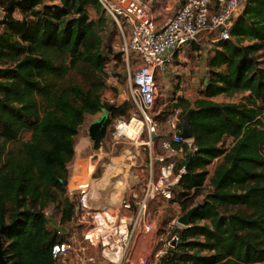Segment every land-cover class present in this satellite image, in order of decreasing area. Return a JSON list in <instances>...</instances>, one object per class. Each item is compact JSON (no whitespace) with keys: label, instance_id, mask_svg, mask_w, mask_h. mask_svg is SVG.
<instances>
[{"label":"trees","instance_id":"1","mask_svg":"<svg viewBox=\"0 0 264 264\" xmlns=\"http://www.w3.org/2000/svg\"><path fill=\"white\" fill-rule=\"evenodd\" d=\"M49 1L59 4L0 0V11L13 2L0 22V230L5 228L6 264H57L52 248L60 238L46 212L56 205L62 228L74 222L78 205L65 182L76 138L87 116L106 109L103 33L109 17L98 0ZM217 47L199 99L178 98L174 106L183 110L182 118L194 111L197 148L175 168L176 175L186 168L177 187L182 216L195 206L189 198L205 191L208 167L220 163L190 227L178 233V244L161 264H264V0H248L231 39ZM239 94L245 95L240 103L214 101ZM124 114V108L111 110L96 149L113 116ZM24 133L31 140L15 147ZM181 147L186 151V145L173 148Z\"/></svg>","mask_w":264,"mask_h":264},{"label":"built area","instance_id":"2","mask_svg":"<svg viewBox=\"0 0 264 264\" xmlns=\"http://www.w3.org/2000/svg\"><path fill=\"white\" fill-rule=\"evenodd\" d=\"M98 1L117 27L121 30L123 26L130 28V38L122 49L123 61L127 65L128 95L136 106V113L129 124L135 122L141 126V132L135 139L143 134L147 125L149 138L153 142V136L155 139L159 138L156 133L157 126L150 117L158 98L157 77L165 76L171 71L176 54L192 45H202V36H212V44L216 47L229 41L235 22L246 10V0H183L176 12L162 23L159 21L167 14L166 8L153 12L140 0ZM111 104L104 103V106L118 108L113 102ZM165 123L170 133L168 138L161 142V148L167 155L151 157L150 178L144 196L140 198L133 195L131 199L121 203L123 209L134 211L130 222L118 218L106 208L90 210L93 216L91 220H87V205L78 206L76 216L79 222L89 224L85 229L83 241L91 247L100 248L104 264H121L140 231L152 233L154 226L148 220L152 218L150 203L159 197L174 201L173 189L178 187L182 175L186 173V168L182 167L179 173L175 174L179 162L177 157L183 160L186 155L197 152L194 139L184 141L181 138L183 118L180 110H176ZM125 124L127 122L123 119L117 121L116 135L120 138L126 137L120 133ZM174 145H186V151L183 147L175 149ZM154 163L158 165L157 171ZM85 192L82 191L83 194ZM46 215L49 216V213L46 212ZM179 219L175 218L171 225L178 224ZM55 230L60 239L52 248V257L57 264H69L70 258L76 252L75 244L68 238L60 222ZM178 242V235L166 241L167 251L174 248Z\"/></svg>","mask_w":264,"mask_h":264},{"label":"rangeland","instance_id":"3","mask_svg":"<svg viewBox=\"0 0 264 264\" xmlns=\"http://www.w3.org/2000/svg\"><path fill=\"white\" fill-rule=\"evenodd\" d=\"M45 1L48 5L59 4L58 1L55 3H51L49 0ZM181 1L182 0H153L151 3L146 4L153 12H156L159 8L170 7L169 12L164 16L165 18H170L179 8ZM246 3H248V0H246ZM8 5L9 3L6 2L5 8L0 11V22L4 16V10ZM89 13L92 21L98 20L99 16L93 8H89ZM14 16L17 19H22L19 10L14 12ZM108 19V27L103 33L105 43L104 54L107 58L108 71L106 88L102 95L103 103L112 105L111 102H113V105H117L118 108H124L125 114L122 116H113L112 122L107 129L105 139L98 149L95 148L94 142L90 137V128L93 124L100 123L101 121L106 123L109 119V113L104 111L102 114L99 113L94 116H87L84 125L80 128L76 138L75 158L69 165L70 177L67 185L68 197L76 202L78 206L86 204L85 202L88 198L85 196L89 193L88 201L91 204L90 206L96 207V204H100L104 207H108L111 202L110 194H113L115 182L124 184L122 189H126V193H128L129 189H133V187L137 189L143 186L141 177L144 176L147 178L149 174L150 157L155 158L158 155H167L161 148V142L167 139L170 133V129L167 127L164 117H168L175 111L174 106L178 98L189 97L192 102L194 101V96H197V87L202 86L201 83L204 76L209 74L208 61L211 49L208 45L215 47V45L210 42V38L202 36L200 41L202 45H196L186 53L181 54V59L174 60L173 66L177 69L175 75H159L157 77L158 98L150 117L157 126L156 133L159 136L158 139L153 142L150 140L147 125L144 127L143 134L137 139L132 140L127 137L120 138L116 135L117 121L123 119L129 124L133 115L136 113V106L129 97L127 90V65L122 59L119 60L117 58V56L122 53L125 43L130 38V28L128 26H123V30H121L110 18ZM1 30L2 27L0 25V31ZM262 61H264V58ZM178 74H181V76H178ZM197 78L200 83H192L193 79ZM180 79L184 80L183 85L179 82ZM244 97L245 95L241 94L232 97L219 96L215 98L214 101L218 103H240ZM181 111V113H183L182 109ZM166 112L168 113L167 115L165 114ZM31 138V133L22 134L19 141L15 144V147L28 142ZM225 144L226 147H229L231 145V140L226 141ZM180 158L177 157L179 162L181 161ZM219 163L220 160H216L208 167L205 191L199 196L189 198L192 205H195L191 209L202 204L207 194H209V179ZM91 166L94 167V170L91 169ZM154 168L155 170L158 169L156 163H154ZM86 187H88V189ZM84 189L88 191L85 192V194L82 193V191H85ZM177 194L178 189L176 187L174 188L175 207L168 209L166 214H163L164 217L160 218L161 220H167L168 218V220L171 221L172 219L170 216L182 217ZM112 198L113 202H115L114 200H119L115 198L114 195H112ZM123 199L128 200L131 199V197L126 194ZM49 210V214L52 215L54 220L57 219L59 213L57 206L50 205ZM86 214L89 218L87 220H91L93 216L91 211L86 210ZM88 225L87 222H79L78 219L74 233L70 232L71 226L67 227L70 230L67 233L68 238L73 239L71 235H76V238L85 239L84 232ZM184 228L185 227L181 226L179 223L176 225H169L165 222L164 226L160 225L158 228H153L150 234H146L144 230H141L138 239H154L155 235L157 237L159 235L162 239L170 241ZM53 229L54 228L51 230Z\"/></svg>","mask_w":264,"mask_h":264},{"label":"crops","instance_id":"4","mask_svg":"<svg viewBox=\"0 0 264 264\" xmlns=\"http://www.w3.org/2000/svg\"><path fill=\"white\" fill-rule=\"evenodd\" d=\"M140 1L144 4H146V3H151L153 0H146L147 2L145 0H140ZM158 1H161V0H158ZM182 1H181V4H182ZM166 9L169 12L170 7H167ZM167 19L168 18L162 17L160 19L159 23H162V22L166 21ZM209 38H210V42H212L211 41L212 36ZM195 46L196 45H192L190 48L182 51L181 53L176 54L175 59H181V54L186 53L187 51H189L190 49H192ZM208 47L211 49V52L209 55V59H210L211 57L214 56L215 51L218 49V47H216V46L212 47L209 45H208ZM173 65H174V63H173ZM173 65H172L171 71L165 76L175 75V72L177 69ZM178 76H181V74H178ZM209 78H210V74H207L204 76V79L202 80V83H201L202 86L197 87V90H198L197 96L196 97L194 96L193 102H195L197 99H199V94L201 91H203L206 88L208 81H209ZM179 82L181 83V85H183L184 80L180 79ZM192 83L196 84V83H200V81L197 78V79H193ZM183 99H186L189 102L193 103L189 99V97H185ZM91 169L94 170V167L91 166ZM156 171H157V169H156ZM149 178H150V172H149L147 178L144 176L141 177L142 182H143L142 187L140 186L137 189L135 187H133V189H129L128 193H126L127 192L126 189H122L124 184H120L118 182H115V184H114L115 186L113 188V194L112 195H114L115 198H118L120 201L114 200L116 203L113 202L112 195L110 194V200H111L110 204L111 205L109 204L108 207H104L100 204H96L97 205L96 207L90 206L91 204L88 201L89 200V193L86 195L88 200L85 203H86L89 210H100L102 208H106L109 212L117 215L118 218L123 219L127 222H130V220L134 216V211H127V210L123 209V207L121 205L122 201L124 200L123 198L126 194H127V196H130V197L133 195H136L140 198L143 197L145 187H146L147 183L149 182ZM86 188L88 189V187H86ZM84 190L86 192H88L86 189H84ZM173 195H174V189H173ZM174 198H175V195H174ZM117 201H119V202H117ZM173 207H175L174 201H166L161 197L157 198L155 201H152L150 203V216H152V218L150 217L148 220L153 223L154 228H158V226H160V225L164 226L165 222H167V224H169V225L172 224V221L175 218H177V216L176 217L170 216V218L172 219L171 221L168 220V218H167V220L166 219L161 220L160 218L164 217L163 214H166L167 210L171 209ZM87 219H89V218H87ZM59 222H60V215L59 214H58L57 219H55V220L52 217L50 220L51 229L52 228L55 229ZM77 222H78V217L75 216L74 222L71 225V227H72L71 231L67 227L64 228L66 234L69 231L74 233L75 226H76ZM54 225H55V227H54ZM71 236L73 237V239L71 238V240L75 244L76 252L70 258L69 264H104V260L101 256V251H100L99 247H91L87 243H85L83 241V239H80L78 237L76 238V235H74V236L71 235ZM138 237H139V235H138ZM138 237H137V239L133 240L131 247L128 251V254H127L125 260L121 264H161L164 261V257L166 256L165 255V252H167L166 241H168V240L167 239H159L160 238L159 235H158V237L155 235L154 239H138Z\"/></svg>","mask_w":264,"mask_h":264},{"label":"water","instance_id":"5","mask_svg":"<svg viewBox=\"0 0 264 264\" xmlns=\"http://www.w3.org/2000/svg\"><path fill=\"white\" fill-rule=\"evenodd\" d=\"M13 6V2H11L9 4V6L4 10L5 12H7L9 9H11ZM113 109V107H109L106 106L105 111L107 113H110L111 110ZM193 110H190L183 118V126H182V134H181V138L184 141H189V140H193L194 139V135H193V130H192V115H193ZM105 123L104 122H100L97 124H93L90 128V137L92 139V141H95L98 134L102 131V129L104 128ZM152 140H155V136L152 137ZM65 185H68V182H65ZM201 205H198L197 207L191 209L187 214H185L184 216H182L179 219V224L185 228L190 227L191 225V220L193 215L200 209ZM5 228H2L0 230V264H6V259L3 253V244H2V235L4 232Z\"/></svg>","mask_w":264,"mask_h":264},{"label":"bare ground","instance_id":"6","mask_svg":"<svg viewBox=\"0 0 264 264\" xmlns=\"http://www.w3.org/2000/svg\"><path fill=\"white\" fill-rule=\"evenodd\" d=\"M141 132V126L134 123L125 124L121 127L120 133L124 134L127 138L135 139Z\"/></svg>","mask_w":264,"mask_h":264}]
</instances>
